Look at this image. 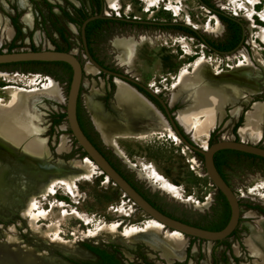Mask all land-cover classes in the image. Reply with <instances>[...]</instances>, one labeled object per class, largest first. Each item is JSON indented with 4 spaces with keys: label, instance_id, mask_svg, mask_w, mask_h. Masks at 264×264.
Here are the masks:
<instances>
[{
    "label": "rangeland",
    "instance_id": "obj_1",
    "mask_svg": "<svg viewBox=\"0 0 264 264\" xmlns=\"http://www.w3.org/2000/svg\"><path fill=\"white\" fill-rule=\"evenodd\" d=\"M78 1L79 4L72 0H26L31 24L25 25L22 17L26 10L19 6V0H0V15L13 28L11 36H4L5 22L1 23L0 52L56 49L57 46L64 51H71L83 66L79 99L82 121L114 166L164 213L194 224L212 225L213 222H218L225 202L219 196L218 189L211 184L204 165L198 168L194 166L197 163L199 165L200 161L203 162V157L189 150L178 137L163 132L145 138L115 136L112 147L104 143L101 134L93 125L85 99L96 93L95 100L101 102L110 114L117 116L112 108L114 77L100 71L93 75L84 69L89 61L84 56L79 27L84 18L99 13V4L96 0ZM103 1L102 13L117 18L106 19L92 30L89 47L92 54L107 68L120 71L123 68L157 93L166 91L169 101L177 77L184 69L192 71L198 59L205 57L208 64L210 63L209 68L216 69L214 72L231 74L232 66L242 59L238 51L245 48L253 59L254 48L260 54V59L254 60V64L262 70V74L259 80L260 93L251 96L249 102H264V39L261 37V29H264V0H207L226 16L240 21L244 27L243 44L236 51H232L233 53L229 52L232 53L230 55L210 49L201 39L177 27L183 23L191 25L202 38L218 48L229 44L232 29L220 20L223 28L220 32L215 31L216 19L211 17L215 14L199 0H161L153 5L150 0H116L113 6ZM168 4L176 7V10L168 9ZM151 22L172 24L160 25ZM58 29L63 32V37ZM123 36H132L137 42L134 56L127 64H120L117 52L112 46L116 37ZM232 55L235 57L229 59ZM173 68L175 75L169 83L165 84L166 80L163 81L161 87L156 75L159 72H169ZM208 75L214 76L212 72ZM70 76V70L62 64L28 62L0 66L2 103L9 102L11 94L19 90L56 91L58 88L63 96V100H53L38 95L33 101V116H37L40 123L39 128L34 126L32 129L44 145L43 159L29 156L0 141V161L6 167L1 169L6 173L10 171L11 174L7 173V177L0 178V182L2 186H6L10 178L15 181V192L11 199L0 201V243L11 244L13 240L10 237H13L17 241L18 249L51 254L66 264H74L78 260H95L96 256L86 248L88 245L115 253L123 264H214V260L218 264H264V258L252 254L244 243L250 227L264 229V160L235 152L220 154L223 158L222 173L240 205L239 222L229 237L217 244L179 233L184 243L181 258H164L142 242L112 239L113 231L123 233L126 226L129 228L132 224L141 227L137 231L144 232L148 226L145 223L151 218L126 199L120 188L103 175L97 166L93 171L92 166L85 161V157L90 158L85 156L72 136L66 116L60 117L65 114ZM237 76L244 75L237 72ZM239 104L240 112L232 117L229 114L232 105L227 104L224 115L212 131L206 132L202 129L203 117H195L193 129L187 135L200 148L209 146V139L212 143L220 139H240L264 147V116L258 130L254 129L247 136H242L239 129L244 121V112L252 104L244 103L243 100L238 101L237 105ZM184 106L185 103L176 110ZM74 162H79V168L83 171L76 169ZM39 164L44 165L46 170L41 169ZM84 168L89 172H85ZM55 179L66 180L73 191L58 183L55 192L49 195L46 190ZM23 184H26L25 189ZM29 191H33L38 209L44 212V216H34L35 224L49 236L46 241L32 234L29 218L22 214L26 193ZM13 199H18L20 203H13ZM248 211H253L255 216H248ZM114 223L116 225L112 226ZM170 230L165 226L162 228L163 233ZM97 232L102 240L93 238V234ZM55 238L75 242L83 254L65 246L59 247ZM10 248L15 250L12 245Z\"/></svg>",
    "mask_w": 264,
    "mask_h": 264
},
{
    "label": "bare ground",
    "instance_id": "obj_2",
    "mask_svg": "<svg viewBox=\"0 0 264 264\" xmlns=\"http://www.w3.org/2000/svg\"><path fill=\"white\" fill-rule=\"evenodd\" d=\"M72 1L79 4L78 0ZM115 1L116 0H105L108 5L112 6ZM150 1V4L153 5L157 4L161 0ZM248 2L251 3V1ZM19 6L26 10L22 17L24 24L30 25L31 16L29 14V8L26 0H19ZM175 8L176 7L171 6V4H168V9H173L175 11ZM211 17L216 19L214 30L220 32L223 28L222 22L216 15H212ZM2 22H5V26L3 28L4 36H11L13 31L11 24H9V22L0 15V31H2ZM261 37L264 39V29H261ZM112 46L117 52V59L120 64H127L134 56L137 42L132 36L116 37L112 41ZM232 53H229V55ZM238 53L241 54L242 59H239L237 63L232 66L230 71L231 74H227V72H214L216 69L214 67L209 68L208 65L210 63L208 64L207 59L202 57L196 61L192 71L184 69L183 73L181 75L179 74L180 76L177 77V81L173 85L172 96L168 102L170 105H174L178 101L185 103V106L182 109L175 111L176 119L182 129L185 130V134L189 133L191 129H193V120L198 116L203 117L202 122L198 121L204 124L202 129L206 130V132L208 130L212 131L224 115L227 104L232 105V108L229 110L231 117L240 112V104L239 106L237 105V102L240 100H243L244 103L252 104L250 108L244 112V121L239 129L241 135L247 136L250 131L254 129L258 130L261 127V122L264 116V102H249L251 96L260 93L259 80H261L260 76L262 71H260V69L254 64V60L260 59V54L254 48L253 59L250 54H248L249 52H246L245 48L240 49ZM234 57L235 55H232L228 58L232 59ZM84 69L93 75L100 71L90 61L86 62ZM211 72L214 76L208 75V73ZM237 72L243 73L244 76H237ZM51 82L54 83L53 80ZM113 82L115 84V91L113 95L114 102L112 104V108L116 111L117 116L110 114L107 110H105L101 102L95 100L94 97L97 96L96 93H92V95L87 96L85 99L93 125L101 134V137L106 145L112 147V141L115 136H122L126 138H145L154 134L157 135L159 133L168 132L170 135L178 137L169 125L164 114L150 99H148L146 95L119 77H114ZM55 85L57 87V84ZM153 90L156 92L155 89ZM38 95H44L53 100H63V96L58 88L56 91L19 90L13 92L9 102H0V141L7 144V146L15 150L22 151L29 156L43 159L45 150L44 145L40 142V140H38L39 135L32 129L34 126L39 128L40 123L39 118L37 116L34 117V113L32 112L33 101L35 96ZM178 139L180 140L179 137ZM193 143L195 142L193 141ZM207 148L208 146L200 149ZM90 159L85 157V161L88 165L92 166L93 170V168L97 165L92 161V159ZM11 162H13V160ZM79 165V162L73 163V166L76 169L83 171V169L79 168ZM39 167L46 170L44 165L39 164ZM1 168L6 167L3 166L0 161V178L3 176L7 177V173L8 175H11L9 174L10 171H7L6 173ZM84 171L89 172L88 169H85ZM14 182L15 181L12 178L8 180L6 186H2L0 182V201L5 202L11 199L12 194L15 192ZM58 183L65 185L70 191H73L72 186L68 184L66 180L55 179L54 183H51L46 190L49 195L55 192V186ZM23 188H26V184H23ZM166 188L168 190L171 189L169 187ZM12 202L20 203L18 199H13ZM38 207V203L34 199L33 191L26 193V200L22 214L29 218V225L32 229V234L42 237L46 241L49 239V236L45 234L46 231H43L41 227H38L35 224L34 215L44 216V212L40 211ZM247 215L253 217L255 216V213L253 211H248ZM150 218L151 219L145 223L148 226L144 232L137 231L140 226L132 224L129 228L126 226L123 233H120L118 230L113 231L114 236L112 239L116 238L120 241L129 240L131 242H142L150 249L159 252L164 258H171L172 256L181 258V253L184 250V243L183 237L180 234L183 233L175 229H171L168 233H163L162 228L164 224L157 219L152 217ZM115 225L116 223L112 226ZM49 227L51 228V226ZM144 228L145 227H143V229ZM134 230L136 231L131 233ZM93 235L95 240H102L98 232ZM10 239L13 240V243L11 244L6 245L4 243H0V264H66L51 254H39L35 251L24 248L18 249L16 247L17 241L13 237H10ZM55 243H57L59 247L65 246L83 254V251L78 248V245H75V242L55 238ZM244 243L252 254L264 258V229H260V227L257 229L250 227V233L246 235ZM11 245L14 248L16 247L15 250L10 248ZM88 255L90 254L88 253Z\"/></svg>",
    "mask_w": 264,
    "mask_h": 264
},
{
    "label": "water",
    "instance_id": "obj_3",
    "mask_svg": "<svg viewBox=\"0 0 264 264\" xmlns=\"http://www.w3.org/2000/svg\"><path fill=\"white\" fill-rule=\"evenodd\" d=\"M200 1V0H199ZM202 3V2H201ZM202 5L206 6L204 3ZM207 7V6H206ZM109 19L114 18L111 16L104 15L102 10L97 13L88 16L83 20L80 26V36L83 46V51L85 57L95 65L101 72L113 77H119L135 88L140 87L143 91L148 93L150 96L158 99L162 102L159 95L151 88L140 81L137 77H132L130 75L122 74L115 72L106 67L100 65L90 54L86 36H85V27L88 22L93 19ZM123 20H127L122 18ZM157 24H172L167 22H157ZM182 25L188 26V24L183 23ZM191 26V25H189ZM192 27V26H191ZM205 41L204 38H202ZM244 41V27L242 26V38L237 46L231 50L227 51H217L218 53H229L236 50ZM65 62L69 65L71 69L70 82L68 86L66 104H65V114L67 125L71 131L72 136L76 140L77 144L85 152V155H88L92 161L97 165L99 170L103 175H107L112 183H114L122 193L125 195L126 199L134 203L138 208H140L147 216L157 219L164 224L165 227L169 229H175L188 237L210 240V241H221L229 237L234 229L236 228L239 218H240V205L236 194L233 192L229 186L226 179L218 171L214 163V155L220 150H234L242 153H248L264 158V147L252 143L243 142L240 139L229 140V139H220L211 144H209L207 149H200L193 143L189 141L183 135L179 125L175 112L172 115L169 113L167 108L168 116L166 117L169 125L180 138V140L189 148L203 157V164L205 172L209 177L212 184L219 190V192L224 196L229 208L230 215L227 223L220 229L211 230L203 227H199L175 217H172L162 210L154 206L146 197L136 189V187L110 162V160L105 156V154L88 138L86 133L83 131L79 119H78V104L80 98V91L82 87V78H83V68L81 61L71 52L64 50H57L55 48H41V49H20V50H10V51H1L0 52V65L11 64V63H20V62ZM138 89V88H137ZM139 90V89H138ZM176 111V110H175ZM181 128V129H180ZM183 130V129H182ZM184 132V130H183Z\"/></svg>",
    "mask_w": 264,
    "mask_h": 264
},
{
    "label": "trees",
    "instance_id": "obj_4",
    "mask_svg": "<svg viewBox=\"0 0 264 264\" xmlns=\"http://www.w3.org/2000/svg\"><path fill=\"white\" fill-rule=\"evenodd\" d=\"M98 4L100 5L101 3V0H97ZM200 2L204 3L209 9L210 11H212L213 13H215L219 19L225 23L227 25V27L229 29H232V39L231 41L229 42L228 45H225L223 48V50H231L233 49L235 46L238 45V43L240 42L241 38H242V23L240 21H237L234 17H231V16H226L221 10L217 9V8H214L212 5H210L208 3L207 0H200ZM65 16H69L66 12H65ZM71 19V18H70ZM85 19V18H84ZM106 19H97V20H94V21H90L87 23L86 27H85V36H86V41H87V45H88V48H89V51L90 53L91 52V48L89 47V38H90V35H91V32L92 30L99 24V23H102L103 21H105ZM83 21H81L82 23ZM80 23V25H81ZM14 27V26H13ZM169 27H172V25H170ZM179 29L193 35L194 37L198 38V39H202V37L198 34V32L196 31L195 28L191 27V26H185V25H178L177 26ZM16 32V31H15ZM58 32L60 34L61 37H63V32L60 31L58 29ZM81 40V39H80ZM57 50H62L60 49L58 46L56 47ZM32 62V61H30ZM33 62H36V61H33ZM20 63H28V62H20ZM40 63H55V64H62L64 66H66L70 72H71V69L69 67V65L65 62H40ZM11 64H16V63H11ZM1 66V65H0ZM63 116H66L65 114L64 115H60V117H63ZM78 119H79V123H80V117H79V113H78ZM209 144H211L209 142ZM81 149V147H80ZM82 150V149H81ZM82 152L85 154V152L82 150ZM219 152H235V153H240V154H246L248 156H253V157H256V158H259V159H263L262 157H259V156H256V155H252V154H248V153H242V152H239V151H234V150H220L218 151ZM86 156V155H85ZM215 157V156H214ZM215 165L217 167V169L219 170L220 169V166H219V163H216L215 162ZM220 171V170H219ZM221 173V172H220ZM221 175L224 177V175L221 173ZM225 178V177H224ZM226 179V178H225ZM137 189V188H136ZM138 190V189H137ZM139 191V190H138ZM141 193V192H140ZM143 195V194H142ZM221 195V198L223 199V201L225 202V204L227 205V202L224 198V196L220 193ZM144 196V195H143ZM145 197V196H144ZM148 199V198H147ZM149 200V199H148ZM150 201V200H149ZM152 203V202H151ZM153 204V203H152ZM154 205V204H153ZM159 209V208H158ZM227 216H229V212L227 214ZM221 228V227H220ZM220 228H217V229H220ZM216 229V230H217ZM221 241L217 242V244H219ZM92 254H94L96 256V259L95 260H78L76 262H74V264H123L121 262V260L115 255V253H112L110 251H107L103 248H100L98 246H93V245H88L86 247ZM214 264H218L217 263V260H214Z\"/></svg>",
    "mask_w": 264,
    "mask_h": 264
},
{
    "label": "flooded vegetation",
    "instance_id": "obj_5",
    "mask_svg": "<svg viewBox=\"0 0 264 264\" xmlns=\"http://www.w3.org/2000/svg\"><path fill=\"white\" fill-rule=\"evenodd\" d=\"M97 1V0H96ZM98 3V2H97ZM84 4V3H83ZM88 6H89V2H88ZM102 10V12L104 11V1L103 0H101V3H100V5H99V12ZM96 14V13H95ZM212 14H215V13H212ZM216 15V14H215ZM90 16V15H89ZM217 16V15H216ZM112 17V16H111ZM218 17V16H217ZM87 18V17H86ZM114 18H117V17H114ZM219 18V17H218ZM98 19H100V18H98ZM94 20H97V19H93V20H91V21H94ZM131 21H135V20H131ZM151 23H154V24H157V22H151ZM81 26V25H80ZM79 35H80V27H79ZM80 39H81V36H80ZM203 42H205L209 47H210V49H212V50H217V51H225V50H223V48H218V47H215L212 43H209V42H207L206 40L205 41H203ZM81 43H82V41H81ZM83 47V46H82ZM89 49V48H88ZM227 51V50H226ZM90 52V51H89ZM92 52V51H91ZM91 54V56L100 64V65H102L103 67H106L105 65H104V63L103 62H101L99 59H97L92 53H90ZM85 56V55H84ZM107 68V67H106ZM108 69H110V68H108ZM260 69V68H259ZM110 70H113V71H115V72H119V73H122V74H126V75H129L128 74V72L126 71V70H124L123 68H122V71H120V70H118V69H110ZM174 73V74H172V72ZM171 71H169V72H166V71H164V72H159L156 76L158 77V79H157V81H158V83L160 84V86L162 87L163 86V81H165V84L166 83H169L170 82V80L172 79V76L173 75H175V70H174V68L171 70ZM260 71H262L261 69H260ZM101 72V71H100ZM101 73H103V72H101ZM107 76H110L111 78H113V76L112 75H108L107 74ZM131 76V75H130ZM133 77V76H132ZM138 79V78H137ZM164 79V80H163ZM139 81V80H138ZM144 84V83H143ZM145 85H147V84H145ZM142 93H144L146 96H148L154 103H155V105L161 110V112L164 114V116L165 117H167L168 116V113H167V110L169 111V113L172 115V113L173 112H175V110L178 108V107H181L182 105H183V103H181V102H178V103H176L174 106H171L170 104H169V102L167 101V97H166V91H162L161 93H157L158 95H159V97L161 98V100H162V102H160L158 99H155L154 97H152V96H150L148 93H146L145 91H143L140 87H137ZM166 97V98H165ZM80 99V98H79ZM164 105H165V107L167 108V110L165 109V107H164ZM78 113H79V117H80V125H81V127H82V129H83V131L86 133V135L88 136V138L99 148V146L97 145V143L95 142V140L93 139V136H91L90 134H89V132H88V130H87V128H86V126H85V124L83 123V121H82V118H81V115H80V112H79V104H78ZM181 129V128H180ZM181 131H182V133H183V135L185 136V138H187L189 141H192V139L187 135V134H185L184 132H183V130L181 129ZM180 141V140H179ZM209 142H211V140L209 139ZM181 143L182 144H184L182 141H181ZM212 143V142H211ZM185 145V144H184ZM188 148V147H187ZM100 150H101V148H99ZM189 149V148H188ZM189 150H192V149H189ZM104 154H105V152L103 151V150H101ZM192 151H194V150H192ZM196 152V151H195ZM222 153H226V152H216L215 153V157H214V163L216 162V163H219V166H220V171L219 172H221L222 173V170H221V165H222V163H223V158L220 156V154H222ZM199 154V153H198ZM105 156L107 157V155L105 154ZM202 156V155H201ZM223 156V155H222ZM108 158V157H107ZM109 159V158H108ZM111 162V161H110ZM112 163V162H111ZM113 164V163H112ZM114 165V164H113ZM223 174V173H222ZM225 177V176H224ZM219 191V190H218ZM219 196H221L220 195V192H219ZM219 198V197H218ZM214 202V201H213ZM222 211H223V213H222V217L220 218V220L218 221V222H213L212 223V225H200V224H194V223H191V222H188V221H185V222H187V223H190V224H193V225H196V226H199V227H203V228H207V229H211V230H216L217 228H222L226 223H227V221H228V218H229V216H227V214H228V212H229V215H230V208H229V206H228V204L226 205L225 204V206L223 207V209H222ZM176 218V217H175ZM178 219V218H177ZM180 220H182V219H180ZM182 221H184V220H182ZM224 240V239H223ZM222 241V240H221ZM216 243L217 242H219V241H215Z\"/></svg>",
    "mask_w": 264,
    "mask_h": 264
},
{
    "label": "built area",
    "instance_id": "obj_6",
    "mask_svg": "<svg viewBox=\"0 0 264 264\" xmlns=\"http://www.w3.org/2000/svg\"><path fill=\"white\" fill-rule=\"evenodd\" d=\"M119 16V15H118ZM124 16H126L127 17V15H124ZM83 68V67H82ZM193 157H195V156H193ZM197 160V159H196ZM188 161V160H187ZM198 161V160H197ZM199 162V161H198ZM189 163V162H188ZM200 165H204L203 164V162L202 161H200V163H199V165H198V163L196 164V165H194V166H197V168L200 166ZM190 166L192 167V164L190 163ZM193 168V167H192ZM211 184H212V182H211ZM213 185V184H212Z\"/></svg>",
    "mask_w": 264,
    "mask_h": 264
}]
</instances>
